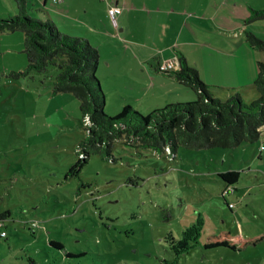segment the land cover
<instances>
[{"label":"rangeland","instance_id":"374dc122","mask_svg":"<svg viewBox=\"0 0 264 264\" xmlns=\"http://www.w3.org/2000/svg\"><path fill=\"white\" fill-rule=\"evenodd\" d=\"M15 5L0 0V18L15 16ZM28 5L42 7L36 0ZM192 6L189 22L197 43L185 50L188 66L197 67L205 83L201 44L207 43L232 55L240 75H249L242 84H252L264 53L244 44L243 30L264 40V20L247 26L243 20L252 9L263 8L264 0H194ZM159 24L151 31L156 38L164 26ZM88 38L99 51L95 76L105 96V115L116 116L125 105L145 115L171 104L167 101L195 100L186 95L190 89L161 78L150 91L134 85L129 77L144 84L159 75L156 61L142 69L133 52L120 48L117 53L118 38ZM22 40L20 34L0 35V213L11 212L4 221L6 237H0V264H264V240L242 251L202 247L219 231L229 232L235 243L241 229L243 240L254 236L236 220L241 211L254 223L258 215L264 218L257 210L264 208V188L252 189L257 175L264 181V150L258 157L264 137L233 149L180 148L173 157L127 146L121 139L113 143L115 160L91 154L78 178L65 179L86 134L79 101L72 94H52L56 67L43 76H15L27 64ZM243 96L248 103L255 98L253 90ZM229 170L239 171L240 179L225 201L219 173Z\"/></svg>","mask_w":264,"mask_h":264},{"label":"trees","instance_id":"16d2710c","mask_svg":"<svg viewBox=\"0 0 264 264\" xmlns=\"http://www.w3.org/2000/svg\"><path fill=\"white\" fill-rule=\"evenodd\" d=\"M14 1L17 14L0 18V35L10 33L23 37L22 52L27 64L15 76H43L49 67H56L58 73L52 83V94H72L79 101L86 134L76 146L77 161L69 168L65 179L78 178L91 154L105 160L114 159L113 143L121 139L127 146L167 152L169 157H173L180 148L233 149L244 144H255L263 137L260 129L264 127V62H258L256 78L249 88L225 89L203 83L197 71L180 56V69L164 73L190 89L195 96L193 102L171 103L145 115L125 105L116 116H107L103 111L105 96L95 76L98 49L84 37L63 33L48 16L44 6H29L28 0ZM263 20L264 7L252 9L243 24L247 26ZM244 33L245 42L250 48L264 52V40L251 31ZM251 90L255 98L248 103L243 95ZM222 94L226 95L225 99L216 96ZM219 177L225 188L233 189L239 182L240 172L229 170L219 173ZM222 197L226 201V197ZM10 216V211L0 213V237H6L4 221ZM229 235L227 231H219L206 237L202 247L242 251L264 240V236H261L235 245ZM185 244L181 242L182 249H186ZM51 245L62 249L58 242L52 241Z\"/></svg>","mask_w":264,"mask_h":264},{"label":"crops","instance_id":"0c3cea01","mask_svg":"<svg viewBox=\"0 0 264 264\" xmlns=\"http://www.w3.org/2000/svg\"><path fill=\"white\" fill-rule=\"evenodd\" d=\"M76 1L77 0H36V2L44 6L51 20H53L52 15L57 19L58 25L55 24L63 33L71 36L84 37L89 42V36L95 37L105 35L114 37V39L118 38L121 44L114 47L117 49V53L119 54L120 48L125 52L126 50L133 52L137 64L142 69H146L148 66L152 67L150 61L155 60L156 64L154 70L159 75L149 77V82H144V84L140 82L138 78L133 79L129 77L128 81L132 82L134 85L141 87L143 90L146 89L150 91L155 87L153 82L159 78L179 84L173 77L160 71L158 67L165 60L179 56L184 57L186 63H188L185 50L187 47H193L197 43L196 28L189 22V16L193 13L190 10L193 8L192 4L194 0H95L101 5H97L94 0ZM111 6H118L122 9L121 14L117 18L116 25L111 22L107 13V10ZM159 23H163L164 26L162 30L158 31V36L156 38L151 31L155 30L157 26L160 25ZM186 27H188L190 31L187 30ZM243 31L245 32L248 30L244 29ZM140 39L142 40L138 42ZM160 40L163 41V44L147 46L148 41L156 43ZM244 44L250 50L256 51L246 44L245 37ZM201 45V64L204 76L206 77L205 83L207 85L227 87L226 89H247L251 86V84H242L246 82L249 75L247 72L240 75L238 65L232 60V55H228L224 50L209 47L207 43H202ZM196 71L198 76H200V70H197V67ZM253 75L254 71L252 67L250 77H253ZM180 86L182 87V85ZM183 91L185 90L183 89ZM186 95L189 99L194 98L190 90ZM173 102H180V100L167 101L166 103ZM159 108H161V106ZM262 155V152L259 150L258 157L262 158ZM262 176L264 179V175ZM259 185L264 188V181H261L260 175H257L256 184H253L252 189L259 188L256 187ZM233 192L234 194L236 192L235 186ZM241 199L244 200L245 197L242 195ZM257 210L264 214L263 206L260 205V209ZM241 215V219L238 221L236 220L238 227L240 226L242 228L241 225H243L248 229L251 228L254 230V236H247L248 239H256L264 236V218H262V216L258 215L259 220L254 223L248 216L243 214V211H241ZM241 232L242 233H239V242L235 243L231 241L235 245H240V243L245 241L243 240L244 235L242 229Z\"/></svg>","mask_w":264,"mask_h":264},{"label":"built area","instance_id":"2783aa9c","mask_svg":"<svg viewBox=\"0 0 264 264\" xmlns=\"http://www.w3.org/2000/svg\"><path fill=\"white\" fill-rule=\"evenodd\" d=\"M121 12H122V9L118 6H111L107 10L108 16L114 25L117 24V18L121 14ZM158 69L162 72L178 71L180 69L179 59L177 57L167 59L159 65ZM260 132L262 135L264 134V127L260 129ZM263 150H264V145H261L260 151H263ZM232 192H233L232 188H224L222 192V196L227 197ZM232 206H233L232 204H229V207H232ZM2 235H4V233H2Z\"/></svg>","mask_w":264,"mask_h":264}]
</instances>
